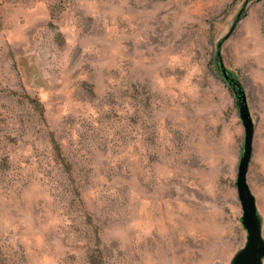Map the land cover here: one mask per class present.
<instances>
[{
  "label": "rangeland",
  "instance_id": "rangeland-1",
  "mask_svg": "<svg viewBox=\"0 0 264 264\" xmlns=\"http://www.w3.org/2000/svg\"><path fill=\"white\" fill-rule=\"evenodd\" d=\"M221 40L264 239V0H0V264H230Z\"/></svg>",
  "mask_w": 264,
  "mask_h": 264
},
{
  "label": "water",
  "instance_id": "water-1",
  "mask_svg": "<svg viewBox=\"0 0 264 264\" xmlns=\"http://www.w3.org/2000/svg\"><path fill=\"white\" fill-rule=\"evenodd\" d=\"M240 15L241 12L237 15L236 22L240 19ZM228 35L229 33L224 39ZM222 40L217 44L216 63L219 73L236 96L239 118L244 128V139L237 166L235 187L242 211L240 223L246 231V240L243 247L234 254L230 264H262L264 258V239L261 233V222L257 213L254 196L246 181V174L252 152L253 124L244 92L239 83L228 73L219 56Z\"/></svg>",
  "mask_w": 264,
  "mask_h": 264
}]
</instances>
